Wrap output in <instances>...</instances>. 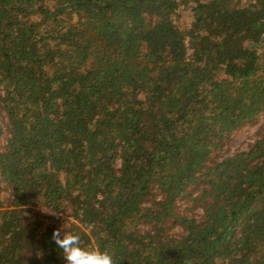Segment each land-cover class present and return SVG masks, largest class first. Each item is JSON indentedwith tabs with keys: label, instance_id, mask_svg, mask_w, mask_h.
<instances>
[{
	"label": "trees",
	"instance_id": "16d2710c",
	"mask_svg": "<svg viewBox=\"0 0 264 264\" xmlns=\"http://www.w3.org/2000/svg\"><path fill=\"white\" fill-rule=\"evenodd\" d=\"M259 116L264 0H0V264H264Z\"/></svg>",
	"mask_w": 264,
	"mask_h": 264
},
{
	"label": "clouds",
	"instance_id": "9594fccd",
	"mask_svg": "<svg viewBox=\"0 0 264 264\" xmlns=\"http://www.w3.org/2000/svg\"><path fill=\"white\" fill-rule=\"evenodd\" d=\"M43 210L50 212L51 209L43 207ZM65 225L63 229H56L53 232L52 239L62 251L66 264H116L109 250L82 245L80 235L66 230Z\"/></svg>",
	"mask_w": 264,
	"mask_h": 264
},
{
	"label": "rangeland",
	"instance_id": "374dc122",
	"mask_svg": "<svg viewBox=\"0 0 264 264\" xmlns=\"http://www.w3.org/2000/svg\"><path fill=\"white\" fill-rule=\"evenodd\" d=\"M189 22H188V18H186V23L188 24ZM263 120H264L263 116H259L256 118V120H253V122L247 123L242 127H240L239 129L235 130L226 141V146L225 149H223L222 151V155L233 153L237 150L246 149L248 145L253 141L256 133L262 126ZM42 211L48 215L63 217L62 215H59L58 213L51 210L50 212H46L42 209Z\"/></svg>",
	"mask_w": 264,
	"mask_h": 264
}]
</instances>
